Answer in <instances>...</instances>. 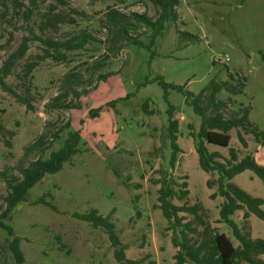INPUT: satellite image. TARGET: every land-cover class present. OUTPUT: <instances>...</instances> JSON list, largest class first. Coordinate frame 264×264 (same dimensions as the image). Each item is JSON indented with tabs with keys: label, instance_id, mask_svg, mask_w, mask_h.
<instances>
[{
	"label": "rangeland",
	"instance_id": "1",
	"mask_svg": "<svg viewBox=\"0 0 264 264\" xmlns=\"http://www.w3.org/2000/svg\"><path fill=\"white\" fill-rule=\"evenodd\" d=\"M66 1L69 5L47 0L34 9L31 25L36 32L40 34L41 13L50 3H58L57 11L70 13L74 22L60 24L57 31L45 30V35L66 40L87 30L97 40L66 51L63 62L39 58L43 45L31 42L7 77L19 94L30 97V107L0 87V214L6 208L7 178L19 176L22 166L40 156L49 158L64 146L71 132L78 131L81 137L78 152L60 171L46 174L36 183L28 200L6 219L21 237L26 264H118L104 228L94 227L75 214L93 208L111 216L128 258L143 264H174L179 248L172 239L177 234L182 240V233L181 227L174 229L173 221L160 209L163 179L177 191L188 190L184 198L172 199L175 204L201 205L204 221L238 245L230 226L219 220L223 197H212L217 184L207 185V179H217L218 173L202 170L190 136L189 124L193 123L197 131L199 116L180 92L170 91L182 150L172 168L168 104L163 88L157 82L146 81L162 76L194 93L212 79L231 81L239 92L222 89L220 95L225 99L221 98L230 97L229 106L235 102L249 107L250 121L264 130V0H181L178 19L165 22L150 49L129 43L113 28L110 30L106 12L114 8L155 20L161 10L152 0ZM71 8L83 14L72 13ZM10 18L0 17V65L28 34L24 28L16 30L13 23L17 21L11 23ZM129 29L131 35L150 43V28L135 21ZM27 64L34 65L31 71H27ZM70 71L81 79L74 86L78 96L67 95L63 102L70 106H48L66 90L64 76ZM114 100V105H108ZM146 100L151 113L142 108ZM98 107L102 109L94 117L90 112ZM234 109L232 106L229 112ZM231 135V144L243 149L236 129ZM245 138L257 162L264 165V145L252 134ZM34 143L40 144L38 149L29 150ZM215 148L226 151L213 144L209 147ZM235 178L254 196L264 197V181L254 171H244ZM180 215L184 222L193 221L198 229V233L189 235L200 238L205 226L190 213ZM232 218L253 237L264 238V220L255 214L245 220L243 210H238ZM15 263L9 236L0 229V264Z\"/></svg>",
	"mask_w": 264,
	"mask_h": 264
},
{
	"label": "trees",
	"instance_id": "2",
	"mask_svg": "<svg viewBox=\"0 0 264 264\" xmlns=\"http://www.w3.org/2000/svg\"><path fill=\"white\" fill-rule=\"evenodd\" d=\"M159 8L160 14L157 19L153 20L146 15L137 12L128 15L118 9L111 8L106 12V20L110 30L112 28L116 34L129 43L151 48L157 38L162 34L165 28V22L169 19L177 20V6L179 0H152ZM47 0H0V6L3 10L0 12L2 20H6L10 15L9 21L13 23L15 29H26L28 34L23 36L19 48L11 53L9 57L0 65V87L5 91L14 95V97L22 104L31 106L29 96L19 94L8 82L7 77L12 73L14 64L25 55V52L31 42L38 41L43 45V53L39 58H53L57 62H63L67 59L66 51L84 48L87 42L97 40V37L87 30H81L76 35L60 40L45 35V30L57 31L59 25L67 22H74V17L70 13L57 11L58 3H50L48 10L41 13V22L39 23L40 34L36 32L31 25L33 12L36 7L43 5ZM59 3L69 5L66 0H58ZM70 11L75 14H83L76 8ZM22 23L18 26V22ZM140 22L152 30L150 43L145 44L137 37L131 35L129 27L134 22ZM12 37V36H11ZM34 64V63H33ZM33 64H27V71L33 69ZM231 79L234 80L233 76ZM80 77L72 71L64 76L65 91L56 95L48 106L54 108H62L70 106V103L64 104L67 95L73 94L78 96L75 84L80 83ZM147 82H157L163 88V97L168 104V126L167 131L170 139L171 157L170 166L176 167L178 154L181 147L178 143V127L179 121L175 117L176 106L170 101V91L176 90L180 92L185 103L192 107L193 112L199 116L200 122L198 130L189 124L190 136L194 140L196 152L198 154L199 165L207 173H218L217 179H207V185L213 187L217 184V191L212 197H223L219 210V220L230 226L232 234L238 241L235 245L233 240L225 232L219 231L216 227H212L206 223L200 213L201 205L199 204H182L177 205L173 202L174 197L180 199L188 194L187 189L177 191L166 179L162 180L159 189L160 209L163 215L170 221H173V228L181 227L182 240L178 239L177 234L173 236V244L179 250L175 254L174 264H264V238L253 237L250 231L242 228L232 216L238 210H243V218L249 219L255 214L264 220V198L254 196L245 189L241 188L233 181V178L245 170H252L259 178L264 181V165L257 162L252 153H245L241 157V150L230 147L232 139L231 130H237V137L244 148L248 147L246 134H252L255 140L264 145V130L249 119V107L240 105L237 109L230 111L232 106L229 103L232 99L226 100L219 98L222 89L236 94L239 92L238 86L231 81H218L216 79L210 82L198 93H194L186 89L184 85L167 82L162 76L154 79H147ZM143 85V84H142ZM117 101H110L108 105H114ZM142 108L145 112L151 113L148 101H144ZM102 107L91 110L90 114L96 117L98 111ZM59 133H55L57 137ZM80 133L78 131L71 132L62 148L53 151L49 158L38 157L31 161L27 166L20 168V175L7 178L8 194L5 197L6 208L0 214V229L7 232L9 236V246L15 257V264H26L25 254L21 247V237L15 233L14 228L6 222L10 212L22 202L28 200L30 189L35 186L46 174H53L60 171L64 163L69 161L77 152L80 143ZM217 145L220 148H228V155H223L219 150H210L209 145ZM40 146L34 143L28 147L29 150L35 151ZM3 174H5L3 172ZM41 202V201H38ZM50 205L49 202H47ZM181 212H187L194 215L197 222L205 226L200 238L190 236V233H198V229L194 227L193 221L184 222ZM82 220L90 222L94 227L104 228L110 239L111 245L114 247V255L118 264H143L140 260H134L127 257L126 247L122 243L115 223L110 215L99 213L98 209L93 208L86 213H75Z\"/></svg>",
	"mask_w": 264,
	"mask_h": 264
},
{
	"label": "crops",
	"instance_id": "3",
	"mask_svg": "<svg viewBox=\"0 0 264 264\" xmlns=\"http://www.w3.org/2000/svg\"><path fill=\"white\" fill-rule=\"evenodd\" d=\"M180 3H181V0L179 1V4H178V6H177V8H176V10H177V13L179 14V6H180ZM219 98L220 99H222L223 97H222V94L220 95V93H219ZM222 97V98H221ZM223 99H225V98H223ZM227 99V98H226ZM240 105H242V104H238V103H235V102H233V104L231 105V106H234V108H238ZM231 133V132H230ZM232 136V135H231ZM231 142H232V139H231ZM231 142H230V147H234V148H236V149H239V150H241V157L245 154V153H252V151H250V148L249 147H247V148H243V149H241L240 147H235V146H233L232 144H231ZM209 147H210V145H209ZM217 148H215L214 150H216ZM227 152H228V148H224ZM196 150V149H195ZM217 150H219L223 155H225V156H227L228 154L227 153H225L226 151H223L222 149H217ZM252 154H254V152L252 153ZM256 154V156L259 158V156H258V154L257 153H255ZM254 156V155H253ZM256 159V158H255ZM262 159H264V158H262ZM245 171H247V170H245ZM243 173V172H242ZM241 174V173H240ZM240 174H237L235 177H237L238 175H240ZM233 178V181H234V179H236V178ZM235 182V181H234ZM236 183V182H235ZM236 184H238V183H236ZM239 185V184H238ZM240 186V185H239ZM241 187V186H240ZM242 188V187H241ZM244 189V188H243ZM247 191V190H246ZM250 193V192H249ZM262 197V196H261ZM264 198V197H263ZM253 236V235H252Z\"/></svg>",
	"mask_w": 264,
	"mask_h": 264
}]
</instances>
